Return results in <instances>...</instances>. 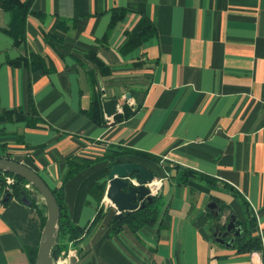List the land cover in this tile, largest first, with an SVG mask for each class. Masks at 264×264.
Masks as SVG:
<instances>
[{"label":"crops","instance_id":"0c3cea01","mask_svg":"<svg viewBox=\"0 0 264 264\" xmlns=\"http://www.w3.org/2000/svg\"><path fill=\"white\" fill-rule=\"evenodd\" d=\"M30 6L41 16L26 18L18 46L1 31L8 13L0 10V108L26 111V70L6 60L38 54L53 67L28 76L44 124L0 121V156L24 163L48 187L59 186L67 161L93 160L113 147L159 159L129 158L159 181L163 202L160 220L135 232L123 226L108 235L115 211L104 191L99 200L89 193L94 182L105 190V160L64 183L74 224L85 226L98 206L106 211L79 251L69 248L75 264H264V0H31ZM113 8L125 13L104 39ZM141 14L154 34L121 53L125 31ZM88 52L110 68L96 76L101 101L115 99L116 112L123 103L133 110L118 123L102 113L106 125H93L79 112L89 102ZM185 170L214 184L192 176L180 184ZM209 201L236 223L247 211L260 249L237 253L215 243ZM41 228L32 207L15 200L0 206V264H29L22 247H36Z\"/></svg>","mask_w":264,"mask_h":264},{"label":"trees","instance_id":"16d2710c","mask_svg":"<svg viewBox=\"0 0 264 264\" xmlns=\"http://www.w3.org/2000/svg\"><path fill=\"white\" fill-rule=\"evenodd\" d=\"M30 3L31 0H0V10L8 13V23L6 27L1 28V31L11 40L13 46H18L24 42L26 18L29 15L41 16L39 12L31 9ZM124 13L125 10L122 8H113L111 10L110 19L103 34L104 39L109 34L115 22L120 20ZM154 32V27L151 21L145 15H139L133 27L130 30L125 31L126 38L120 47V52H128L151 37ZM84 61L90 64V67L85 69V75L90 85V95L88 106L85 109H80L79 112L93 125L103 126L106 125V120L102 116L100 106L101 90L96 86V76H105L110 74V68L94 52L86 53L84 55ZM6 63L11 66L22 65L26 70V111L23 112L19 108H0V121H21L24 123V126L28 128H34L40 124H44L42 118L37 114L33 105L28 76L30 72L35 70H40L42 73L48 74L53 70V67L51 64L47 65L40 55L34 53L28 55V57L19 55L15 58L7 59ZM132 113L133 110L123 103L121 105V111L115 112L112 116L111 124H115L126 119ZM0 157L10 158L8 155H2ZM129 158H138L150 162H157L159 160L156 156L147 152L125 147H113L108 149L100 157L93 160L79 159L66 162L67 170L62 176L59 186L49 187L57 207L56 238L50 248V257L53 264H56L57 260L66 256L68 248L76 247V251H79V244L81 241L94 227L99 224L106 212L102 206H98L92 220L89 223L85 226L74 224L68 216L63 200L64 183L74 174L84 168H87L95 161L105 160L109 166L118 161L131 160ZM189 176L196 177L206 184H214L213 179L208 175L190 170L181 172L179 175V183L184 184L185 180L188 179ZM6 177L11 179V183H6ZM25 184L27 183L22 178L11 173L0 171V206L6 205L10 200L26 204L36 211L40 220V226L42 227L46 218L45 205L40 194L31 185H28L27 188L24 187ZM103 191V182H94L89 189V193L97 200L100 199ZM214 201L216 200L214 199ZM241 203L242 206H245V203L242 201ZM162 206V195H154L151 201L144 202L142 207L125 211L121 218L112 220L113 215H111L107 225L108 235L109 233L119 231L123 226H126L130 231L135 232L141 226L151 225L154 222H157L160 220L159 218L162 215ZM221 209L222 206H220V211ZM244 213L246 214L244 218L237 222L242 228V235L235 237L231 244V247L234 248L237 253H247L260 249L259 238L252 234L254 223L252 219L248 217V212L244 211ZM208 215L213 220L210 226L211 230L220 213L216 218H213L209 212ZM22 251L26 256L28 263L34 264L36 247L23 246Z\"/></svg>","mask_w":264,"mask_h":264},{"label":"water","instance_id":"95a60500","mask_svg":"<svg viewBox=\"0 0 264 264\" xmlns=\"http://www.w3.org/2000/svg\"><path fill=\"white\" fill-rule=\"evenodd\" d=\"M126 97L129 98L128 95ZM100 106L104 117L111 118L116 112L117 102L113 98H108L102 100ZM0 171L22 178L40 194L46 208V218L36 246L34 264H53L50 248L56 238L57 207L49 187L33 169L12 158L0 157ZM131 178L136 179V185L132 183ZM151 184L152 172L136 161H118L109 165L106 171L104 198L115 211L112 220L121 218L125 211L140 208L144 202L151 201L153 197L150 191ZM160 192L161 189L157 188L155 196H159ZM206 208L213 218H216L220 212V207L214 201H209ZM235 221L234 215L230 213L226 223H214L211 232L213 241L224 247H230L233 237L242 235V229L235 224ZM222 225L224 232H219ZM231 231H233L232 237L227 241L224 240V236ZM75 261L74 255L68 256V264H75Z\"/></svg>","mask_w":264,"mask_h":264},{"label":"built area","instance_id":"2783aa9c","mask_svg":"<svg viewBox=\"0 0 264 264\" xmlns=\"http://www.w3.org/2000/svg\"><path fill=\"white\" fill-rule=\"evenodd\" d=\"M130 180L132 181L133 184H135V185L137 184V183H136V179L131 178ZM6 183H11V179H10L9 177H6ZM157 183H159V181H158V182L156 181V183H155V182H154V183L152 182V184H151L152 187L150 188V191H151V193H152L153 196L155 195V193H156V189H157V187H158V186L155 187ZM28 185H29V184L27 183V184L24 185V187L27 188ZM72 250H73V249H72ZM69 255H70V249L68 248L66 256H65L64 258L60 259V260H57V261H56V264H68V263H67V259H68V256H69Z\"/></svg>","mask_w":264,"mask_h":264},{"label":"flooded vegetation","instance_id":"af4514ba","mask_svg":"<svg viewBox=\"0 0 264 264\" xmlns=\"http://www.w3.org/2000/svg\"><path fill=\"white\" fill-rule=\"evenodd\" d=\"M229 214H230V212H228L226 215H224V216L221 218V213H220L218 219H216V221H215L214 223H219V222L222 223V224L226 223V222L228 221ZM235 224L238 225L236 222H235ZM241 229H242V228H241ZM211 232H212V229L210 230V237H211ZM219 232H224V225H222V226L220 227ZM232 233H233V231L229 232L227 235L224 236L223 239L226 240V241L229 240V239L232 237ZM211 238H212V237H211ZM234 238H235V237H233V240H234ZM232 242H233V241H232Z\"/></svg>","mask_w":264,"mask_h":264},{"label":"rangeland","instance_id":"374dc122","mask_svg":"<svg viewBox=\"0 0 264 264\" xmlns=\"http://www.w3.org/2000/svg\"><path fill=\"white\" fill-rule=\"evenodd\" d=\"M224 213H226V210L225 211H223Z\"/></svg>","mask_w":264,"mask_h":264}]
</instances>
